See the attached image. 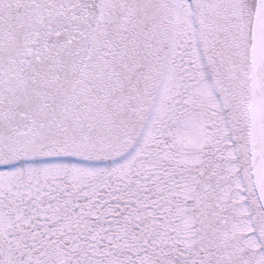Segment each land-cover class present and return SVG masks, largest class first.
<instances>
[{
  "label": "snow or ice",
  "instance_id": "obj_1",
  "mask_svg": "<svg viewBox=\"0 0 264 264\" xmlns=\"http://www.w3.org/2000/svg\"><path fill=\"white\" fill-rule=\"evenodd\" d=\"M0 264H264V0H0Z\"/></svg>",
  "mask_w": 264,
  "mask_h": 264
}]
</instances>
